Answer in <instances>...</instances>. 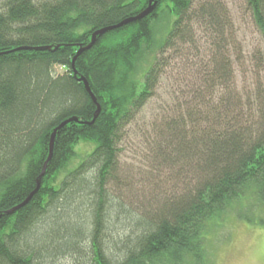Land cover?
<instances>
[{
    "label": "trees",
    "instance_id": "trees-1",
    "mask_svg": "<svg viewBox=\"0 0 264 264\" xmlns=\"http://www.w3.org/2000/svg\"><path fill=\"white\" fill-rule=\"evenodd\" d=\"M245 1L264 37V0ZM148 2L0 0V264H56L79 255L92 264H212L205 248L211 223L235 209L240 220L264 225V91L256 88L257 104L244 102L228 84L230 62L217 58L201 61L206 79L191 103H181L188 110L166 117L173 105H165L143 134L148 168L161 177L180 168L185 186L164 194L160 181V196H126L131 168L121 164L123 129L156 96L160 55L177 49L187 68L202 58L198 49L221 55L237 35L221 0H161L144 19L98 37L76 59V76L73 59L93 32L139 14ZM162 14L173 20L157 42L154 22ZM81 76L101 106L93 123L97 105ZM209 89L219 97L206 101ZM184 92L175 91L174 103ZM213 105L218 113L211 117ZM72 117L82 123L57 132L40 190L5 214L36 188L53 131ZM82 142L94 148L70 170ZM250 195L263 215H249L253 206L241 204Z\"/></svg>",
    "mask_w": 264,
    "mask_h": 264
},
{
    "label": "rangeland",
    "instance_id": "rangeland-1",
    "mask_svg": "<svg viewBox=\"0 0 264 264\" xmlns=\"http://www.w3.org/2000/svg\"><path fill=\"white\" fill-rule=\"evenodd\" d=\"M221 1L224 5V13H228V16L235 23L237 32L235 44L225 47L226 49L223 48L221 55H218L219 52L217 50L209 52L208 49L207 51L198 49L203 59L196 56L187 68L183 66L184 62L180 52L175 51L177 49L162 53L160 55L163 62L161 69L164 75L160 80L161 83L157 89L156 96L135 115L134 121L123 129L126 137L124 139V152L121 164L123 168H131L130 173L125 176V181L128 185L124 189L126 196L141 195V200H147L150 196H160L159 187L156 186L160 181H162L164 194L175 192L178 186H185L186 180L179 174L181 172L180 168L170 169L167 174L164 173L163 177L148 168L150 165L145 161L147 151L142 138H146L144 137L146 130L148 131L149 128L153 130L151 122L156 120L161 112L165 110V105H168L167 108L169 104L173 105H171L172 107L168 114L164 115L166 117L181 113L183 108L188 110L181 103H191V100L194 99L191 92L204 85L203 81L206 79L204 73L206 70L201 68L203 66V64H200L201 61H204V64H212L217 58L221 62H230L229 70L233 74V79L228 81V84L231 85L230 89L233 92L244 94V97H246L244 102L247 101V97H251V100L257 104V97L255 98L254 93L256 88L262 86L261 89L264 91V37L255 26L251 13L246 8L245 0ZM172 20L173 18H168L165 14L155 20V40L157 42H161L164 39L170 25L169 21L172 23ZM194 27L196 28L195 31L199 30L198 32H200L199 24ZM57 69L63 73L62 69L59 67ZM182 88L185 89L184 95H181L182 100L179 99L174 103L176 99H173V94ZM220 90L223 89L220 88ZM211 92V89L207 90L206 95L207 93L211 94ZM186 93H190V95H186ZM217 97H219L218 94L217 96L207 95L208 99L206 98L205 100L212 101V99ZM207 110H209L212 117L218 113V105H213ZM164 116H161V118ZM196 127L201 133L205 123H199ZM155 142L159 141L156 139V131L154 130L150 144L154 147ZM93 148V144L82 142L77 147L78 155L70 170L77 167L79 162L85 159ZM149 160L152 162L151 158ZM64 176L65 173L62 174L60 179ZM138 183L144 184L145 187H138ZM241 204H244V208L248 204L253 206L254 212H250L249 215H263L261 204L251 195L243 199ZM235 207L239 208V206ZM237 216V212L233 209L228 211L223 218L209 225L210 232L205 243V248L208 255H210V258H208L209 262L212 259V264H264V225L249 224L244 220H240ZM80 258L83 259L81 255L72 260L61 258L56 261V264H92L90 261L86 262V259L80 260Z\"/></svg>",
    "mask_w": 264,
    "mask_h": 264
},
{
    "label": "water",
    "instance_id": "water-1",
    "mask_svg": "<svg viewBox=\"0 0 264 264\" xmlns=\"http://www.w3.org/2000/svg\"><path fill=\"white\" fill-rule=\"evenodd\" d=\"M161 0H149L148 2V5L145 9H143L139 14L135 15V16H132V17H128L122 21H120L119 23L117 24H114V25H110V26H105V27H102L98 30H96L95 32H93L92 36H91V40L90 42L86 45V46H81L76 54V56L74 57L73 59V69H74V72H75V75L77 76L78 75V72L76 71V68L74 66V63L76 61V59L78 58V56L85 50H88L90 49L97 41L98 37L104 35L105 33L109 32V31H112V30H115V29H119L125 25H128L130 23H133V22H137V21H140L142 19H144L145 17H147L148 15H150L156 8H157V4L158 2H160ZM28 48L26 47H20L18 48V50H26ZM36 50H50L52 49V46H48V47H39V48H35ZM79 80L82 81L87 89V91L89 92V94L91 95L92 99L94 100V102L96 103L97 105V111L95 113V116H94V119L92 121V123L96 120V118L98 117V115L100 114L101 112V106L100 104L98 103L95 95L92 93L91 89H90V86L86 80V78L84 76H81L79 77ZM72 122H80L82 123V121H80L77 117H72V118H69L68 120L62 122L52 133V136H51V142H50V151H49V155H48V158L46 159L44 165H43V168H42V171H41V174L39 175V177L37 178V184H36V188L31 192V194L22 202L20 203L19 205H17L16 207L12 208L11 210L5 212V214H13L15 213L17 210L21 209L22 207H24L32 198L33 196L40 190L41 188V185H42V179L43 177L46 175V172H47V168H48V165L53 157V152H54V141H55V137L57 135V132L63 128L64 126H66L67 124L69 123H72Z\"/></svg>",
    "mask_w": 264,
    "mask_h": 264
}]
</instances>
